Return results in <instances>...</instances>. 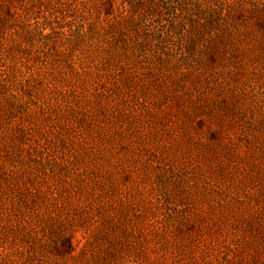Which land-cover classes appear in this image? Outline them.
Instances as JSON below:
<instances>
[{
	"label": "rangeland",
	"instance_id": "374dc122",
	"mask_svg": "<svg viewBox=\"0 0 264 264\" xmlns=\"http://www.w3.org/2000/svg\"><path fill=\"white\" fill-rule=\"evenodd\" d=\"M0 264H264V0H0Z\"/></svg>",
	"mask_w": 264,
	"mask_h": 264
}]
</instances>
